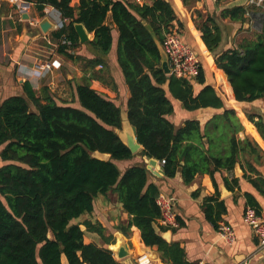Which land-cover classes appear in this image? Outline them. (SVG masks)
<instances>
[{
  "label": "trees",
  "instance_id": "trees-1",
  "mask_svg": "<svg viewBox=\"0 0 264 264\" xmlns=\"http://www.w3.org/2000/svg\"><path fill=\"white\" fill-rule=\"evenodd\" d=\"M26 1L41 10L48 5L59 9L69 24L57 36L67 35L73 46L79 42L75 24L85 25L93 33L88 43L104 55L113 43V27L106 22L112 13L119 32L117 60L131 91L128 120L142 145L140 154L165 159L167 175L174 176L181 168L185 182L190 183L198 173L233 170L241 153L261 161L257 146L248 138L237 137L241 125L233 109L213 116L204 126L198 119L177 126L166 117L174 111L171 96L187 110L223 106L221 94L205 84L204 69L195 79L200 86L196 90L193 80L167 74L162 67L160 49L147 25L164 46L166 32L177 18L171 1L140 5L129 0H79L78 6L72 5L73 0ZM244 13L243 6L222 10L223 17L233 20L243 18ZM200 29L207 48L216 50L221 37L211 16ZM60 52L74 62L84 60L90 68L106 64L99 57L83 59L66 44L60 46ZM215 64L223 80L222 92L232 101L263 98L264 17L256 40L241 49L216 53ZM104 74L105 70H99L92 76L102 79ZM25 90L28 99L12 95L0 104V264H63V257L68 264H124L110 249L85 242V230L98 232L107 243L114 240L105 235L101 224L89 220L72 223L93 211L99 195L110 192L129 213L125 233L137 226L144 243L156 247L166 264H194L178 242L167 241L155 227L161 213L156 203L159 188L148 182L146 164L121 172L115 163L136 153L118 135L123 122L121 108L99 92L91 77L84 76L76 86L79 107L58 104L50 94L37 96L28 82ZM248 117L254 120L252 115ZM255 123L264 135L262 119ZM246 126L264 146L254 126L248 121ZM96 152L110 154V158H99ZM248 165L255 173L254 166ZM250 181L264 195V177L257 173ZM224 182L229 186L227 178ZM246 197L247 205L260 214L257 199L250 193ZM215 199L207 198L205 215L217 227L226 207L223 201L213 203Z\"/></svg>",
  "mask_w": 264,
  "mask_h": 264
},
{
  "label": "crops",
  "instance_id": "crops-1",
  "mask_svg": "<svg viewBox=\"0 0 264 264\" xmlns=\"http://www.w3.org/2000/svg\"><path fill=\"white\" fill-rule=\"evenodd\" d=\"M151 4L152 0H144ZM175 7L177 18L172 22L171 29L176 31L182 40L191 45L202 60V69L205 71V84L211 85L221 94L223 106L221 108H200L187 110L183 103L170 97L174 111L166 117L177 126H181L187 119H198L201 125L217 114L225 110H235L241 129L237 133L239 139L248 138L261 151V161H255L249 154H240L239 160L233 170L221 169L214 174L198 173L190 183H186L179 168L174 176L165 173L163 163L140 154L142 147L129 159L115 160V163L124 172L127 168L145 163L149 170V183H154L159 188V194L172 195L175 197L174 209L176 211L177 226L167 227L158 218L155 227L167 241H176L185 249L187 259L194 264H264V253L257 249V238L253 229L243 220L244 210L247 206L246 194H252L260 204V214L264 216V195L250 181V177L256 178L257 173L264 177V146L251 132L248 131L246 122L251 123L260 139L264 142V135L256 125V121L262 119L264 123V97L255 101H232L221 92L222 81L216 72L215 54L229 49H241L248 41H254L262 30L256 28V19L264 17V7L255 6L249 0H169ZM79 0H73L72 5L78 6ZM243 6L246 13L244 17L233 20L222 16L224 8ZM201 15V16H200ZM213 19L215 26L220 31V42L216 50L211 51L204 44L201 37L200 25L208 17ZM47 17L55 24L54 28L44 32L39 23ZM64 19L59 9L54 6H46L41 10L35 3L26 0H0V104L4 99L12 95H22L29 98L25 90L28 82L37 94L43 96L50 94L58 104L79 107L76 93L77 84L83 81L84 76L91 77L92 84L105 97L111 99L121 108L122 116H127L128 100L131 91L125 81L121 67L117 60V45L119 32L113 22L112 13L109 12L106 22L111 24L113 43L109 54L104 55L94 49L88 41L79 42L73 46L62 43L57 33L63 29L56 24ZM69 24V19L64 28ZM91 34V39L93 33ZM79 37V36H78ZM204 44V47L202 45ZM70 46L71 52L81 56L83 59L102 58L106 64L94 68L86 66L85 61L78 59L72 61L60 52V46ZM54 59L61 61L60 68L44 70L37 65L50 62ZM102 65V64H101ZM83 66V67H82ZM86 68V69H84ZM105 70L104 78L94 77L96 71ZM190 78L196 85V79ZM233 95V91H232ZM32 110L36 107L32 104ZM252 115L254 120L249 119ZM264 128V126H263ZM95 156L102 158L101 153ZM248 163L255 168L251 173ZM244 174L249 177H244ZM237 177V181L233 179ZM225 178L228 185H225ZM215 197L213 203L223 201L226 211L222 213L220 221H224L233 228L236 239L232 244H227L219 237L217 227L210 222L205 215V203L208 197ZM122 203L115 194L99 195L94 200V209L72 220V223L89 220L99 223L104 228L107 237L113 236L110 243L105 242L102 235L96 231L85 230L84 239L86 243H95L110 249L123 237L127 240V247L131 253L122 258L113 256L124 264H137L135 257L142 251H149L155 264H166L156 247L147 246L141 236L140 229L133 225L127 228L129 221ZM218 222V224H219ZM164 228V230H161ZM40 264H42L40 262ZM63 264H68L63 257Z\"/></svg>",
  "mask_w": 264,
  "mask_h": 264
},
{
  "label": "built area",
  "instance_id": "built-area-1",
  "mask_svg": "<svg viewBox=\"0 0 264 264\" xmlns=\"http://www.w3.org/2000/svg\"><path fill=\"white\" fill-rule=\"evenodd\" d=\"M129 1L140 5L145 2L144 0ZM249 3L255 6L264 7V0H249ZM246 14L250 15V12H247ZM67 21L68 18L64 17V19H61L56 26L64 28ZM61 42L68 44L71 43L65 36L61 37ZM164 48L169 56V74H174L177 77L184 78H195L199 75L202 69L201 58L190 44L182 40L181 36L176 31L170 29V31L166 32ZM61 65V61L54 59L50 62H45L37 66L47 71L51 68H60ZM99 66L102 67L101 64ZM165 161V159H162L161 163L164 164ZM174 200L175 197L166 194H159L156 198V203L161 211L159 219L161 223L167 227H175L178 225L176 211L174 209ZM243 220L253 229L258 241V251L264 253V216L259 215L254 207L247 206L244 210ZM217 232L219 237L227 244H232L236 239L235 231L224 221L219 222ZM135 261L137 264H155V261L149 251H142L138 253L135 257Z\"/></svg>",
  "mask_w": 264,
  "mask_h": 264
},
{
  "label": "water",
  "instance_id": "water-1",
  "mask_svg": "<svg viewBox=\"0 0 264 264\" xmlns=\"http://www.w3.org/2000/svg\"><path fill=\"white\" fill-rule=\"evenodd\" d=\"M39 26L41 27V29L44 32H48L54 28L55 24L53 22L49 21V19L47 17H45L39 23ZM147 26H148L149 30L152 32V34H153V36H154V38L158 44V47L160 49V52L162 55V67H163L164 71L167 74H169L170 73L169 56H168L164 46L162 45L160 40L157 38V35L153 32L152 26L149 24ZM75 28H76V31H77V34L79 36V40L81 43H85L91 39V34L89 33V31L87 30L85 25H83L82 23H76ZM122 119H123L122 128L117 130L118 135L120 136L121 140L132 150V152L136 153L137 151H139L141 149L142 145L138 142L135 130H134L133 126L131 125V123L129 122L128 117L122 116ZM98 153H100V152H98ZM101 157H102V159H109L110 154L101 153ZM151 162L154 164L156 161H155V159H151ZM126 242H127L126 238L121 237L117 241V243L115 245H113L111 249L109 247V249L115 253L117 258H122L125 255H128L131 253V249H128Z\"/></svg>",
  "mask_w": 264,
  "mask_h": 264
},
{
  "label": "rangeland",
  "instance_id": "rangeland-1",
  "mask_svg": "<svg viewBox=\"0 0 264 264\" xmlns=\"http://www.w3.org/2000/svg\"><path fill=\"white\" fill-rule=\"evenodd\" d=\"M260 16H261V17H257V19H256V28H257L258 30L261 29L262 15H260Z\"/></svg>",
  "mask_w": 264,
  "mask_h": 264
}]
</instances>
